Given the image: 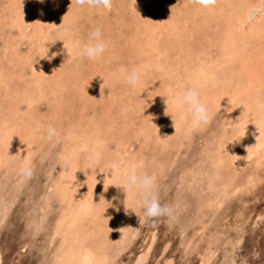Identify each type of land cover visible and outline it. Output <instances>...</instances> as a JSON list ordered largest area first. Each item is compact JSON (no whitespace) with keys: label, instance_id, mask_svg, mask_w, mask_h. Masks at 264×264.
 Returning a JSON list of instances; mask_svg holds the SVG:
<instances>
[{"label":"rangeland","instance_id":"1","mask_svg":"<svg viewBox=\"0 0 264 264\" xmlns=\"http://www.w3.org/2000/svg\"><path fill=\"white\" fill-rule=\"evenodd\" d=\"M263 4L0 0V264H264ZM188 87L208 123L178 106ZM133 163L171 217L118 186Z\"/></svg>","mask_w":264,"mask_h":264},{"label":"clouds","instance_id":"2","mask_svg":"<svg viewBox=\"0 0 264 264\" xmlns=\"http://www.w3.org/2000/svg\"><path fill=\"white\" fill-rule=\"evenodd\" d=\"M38 3H43V0H37ZM202 8H211L216 4V0H192ZM76 7L87 6L91 9L110 11L113 5V0H73ZM58 40V39H57ZM105 51V42L101 38L98 31L89 34L85 43L78 45L77 55L88 61H95ZM55 55V53L53 54ZM45 57V54L44 56ZM141 71L137 67H132L123 73L122 79L125 84L130 87H136L140 81ZM177 104L190 117L192 126H200L208 123L211 116L201 101L198 91L193 87H188L180 93ZM264 107V105H262ZM58 133L51 125L46 129V137L48 139L56 138ZM119 165L115 162L110 163L104 173L110 171L111 175L118 171ZM19 174L25 179L31 178L33 174L32 167L24 163L19 168ZM124 180L122 187L124 190L134 191L138 195L137 207L142 211L146 219H151L158 216L171 217L173 208L171 206H162L155 193V179L139 171L136 164H129L124 169Z\"/></svg>","mask_w":264,"mask_h":264},{"label":"bare ground","instance_id":"3","mask_svg":"<svg viewBox=\"0 0 264 264\" xmlns=\"http://www.w3.org/2000/svg\"><path fill=\"white\" fill-rule=\"evenodd\" d=\"M264 5V4H263ZM214 8V7H213ZM25 14V13H24ZM62 17V16H61ZM247 17V16H246ZM59 18V17H58ZM21 19V18H20ZM24 19H26V16H23V22ZM60 19V18H59ZM184 23V22H183ZM13 26V25H12ZM182 36V35H181ZM223 36V35H222ZM252 48V47H251ZM254 50V49H253ZM59 63V62H58ZM148 70V69H147ZM54 72V71H53ZM163 76V75H162ZM198 79V78H197ZM50 88V87H49ZM12 89V88H11ZM51 92V91H50ZM239 93V92H238ZM41 94V93H40ZM54 95V93H53ZM57 99V98H56ZM64 103V102H63ZM65 104V103H64ZM62 106V105H61ZM47 107V106H46ZM68 110V109H67ZM81 111V110H80ZM95 118V117H94ZM118 123V122H117ZM116 136V135H115ZM121 136V135H120ZM119 160V159H118ZM86 189V188H85ZM88 191V190H87ZM71 255L73 257H77L75 258L76 261L78 262V264H91V258L87 255V254H81L80 256L75 252V251H71Z\"/></svg>","mask_w":264,"mask_h":264}]
</instances>
